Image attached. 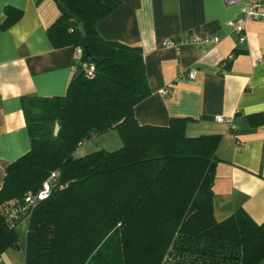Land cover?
<instances>
[{
    "label": "trees",
    "instance_id": "obj_1",
    "mask_svg": "<svg viewBox=\"0 0 264 264\" xmlns=\"http://www.w3.org/2000/svg\"><path fill=\"white\" fill-rule=\"evenodd\" d=\"M61 1L48 36L55 48L84 49L74 62L83 73L75 72L63 95L22 97L31 148L7 167L0 186V253L20 245L16 224L26 216L9 219L7 209L26 205L27 192L57 171L49 196L27 209L25 264H261L264 222L243 208L215 217L222 135L188 136L187 117L169 125L136 118V105L151 94L143 48L98 30L121 0ZM22 16L7 6L0 27ZM90 64L94 76L86 73ZM249 117L253 126L264 123L261 113ZM113 128L120 148L76 154Z\"/></svg>",
    "mask_w": 264,
    "mask_h": 264
},
{
    "label": "crops",
    "instance_id": "obj_2",
    "mask_svg": "<svg viewBox=\"0 0 264 264\" xmlns=\"http://www.w3.org/2000/svg\"><path fill=\"white\" fill-rule=\"evenodd\" d=\"M7 6L23 16L0 27V186L7 167L31 148L22 97L63 95L77 71L74 48H55L48 36L61 11L56 0H0V25ZM240 16V5L223 0H121L98 30L106 39L143 48L151 94L135 107L140 123L169 125L173 117H187L188 136L222 135L213 186L216 219L243 208L262 223L264 123L253 126L249 116L264 118V19L248 21L241 41L228 24ZM194 33L220 41L204 45L203 54L201 44L191 41ZM168 38L170 47L164 45ZM191 69L197 70L193 78ZM97 136L77 151L89 149ZM25 260L22 244L0 253V264Z\"/></svg>",
    "mask_w": 264,
    "mask_h": 264
},
{
    "label": "built area",
    "instance_id": "obj_3",
    "mask_svg": "<svg viewBox=\"0 0 264 264\" xmlns=\"http://www.w3.org/2000/svg\"><path fill=\"white\" fill-rule=\"evenodd\" d=\"M227 5H240L241 7V16L238 19L231 20L228 22L229 25L233 26V28L240 34V40L243 41L245 39V26L248 21L254 19H264V0H223ZM191 41L196 44H201V52L205 54L208 50L204 47L206 44H217L220 41V37L213 35H199L194 33L191 38ZM174 44L172 39H165L164 45L170 47ZM76 58H80V56L84 53V49L82 47H77L75 50ZM234 56L231 55L230 58ZM197 70L191 69L189 71L190 77H195ZM86 73L89 76H94L95 74V65L90 64L86 68ZM161 93L166 95L168 91L166 89H162ZM219 121H224L225 117L220 115L217 116ZM59 173L54 171L50 174V176L44 181L41 189L37 193H30L26 197V205H18L15 206L13 204L9 209H7V215L9 219H15L22 216L21 213H24L26 216L29 215L27 213V209L31 205H35L37 201L45 199L49 196L52 190L53 183L57 181ZM25 217V216H24Z\"/></svg>",
    "mask_w": 264,
    "mask_h": 264
},
{
    "label": "rangeland",
    "instance_id": "obj_4",
    "mask_svg": "<svg viewBox=\"0 0 264 264\" xmlns=\"http://www.w3.org/2000/svg\"><path fill=\"white\" fill-rule=\"evenodd\" d=\"M76 60L78 59L76 58ZM98 135L99 136H97V138L89 142V145H88L89 149H86L83 147L84 149L82 148V150L77 151V155H83L85 154V152H92L93 150L100 149V148H106L107 150L112 151V150H116L120 148L123 145L120 132L117 128L110 129ZM33 192L34 191H28L27 195ZM10 204H11V201L2 204L1 207L6 209ZM28 224H29V216H25L23 219L19 220L18 223L16 224L19 244L21 243L24 246L26 242ZM21 244L19 245V247H16V248L12 247V248L18 249L21 247ZM117 263L118 262H116L115 264ZM100 264H107V262L100 263ZM109 264H112V261L109 262Z\"/></svg>",
    "mask_w": 264,
    "mask_h": 264
},
{
    "label": "water",
    "instance_id": "obj_5",
    "mask_svg": "<svg viewBox=\"0 0 264 264\" xmlns=\"http://www.w3.org/2000/svg\"><path fill=\"white\" fill-rule=\"evenodd\" d=\"M56 1H57L60 5H64L63 2H62L61 0H56ZM79 28H80V30H81L82 32H84V24H83L82 22L79 24ZM86 53H87V55H91V51H90V49H89L88 46L86 47ZM95 60H97L96 57H95ZM81 73H83V69H78V70L76 71V78L79 77Z\"/></svg>",
    "mask_w": 264,
    "mask_h": 264
}]
</instances>
